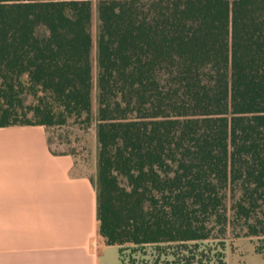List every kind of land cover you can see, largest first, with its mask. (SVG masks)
Wrapping results in <instances>:
<instances>
[{"label":"trees","instance_id":"trees-1","mask_svg":"<svg viewBox=\"0 0 264 264\" xmlns=\"http://www.w3.org/2000/svg\"><path fill=\"white\" fill-rule=\"evenodd\" d=\"M97 19L99 236L155 264H226L228 230L264 244V0ZM91 26L92 0H0V127L89 131Z\"/></svg>","mask_w":264,"mask_h":264},{"label":"crops","instance_id":"crops-1","mask_svg":"<svg viewBox=\"0 0 264 264\" xmlns=\"http://www.w3.org/2000/svg\"><path fill=\"white\" fill-rule=\"evenodd\" d=\"M92 116L83 155L54 153L44 126L0 127V264H120L98 233V99Z\"/></svg>","mask_w":264,"mask_h":264},{"label":"rangeland","instance_id":"rangeland-1","mask_svg":"<svg viewBox=\"0 0 264 264\" xmlns=\"http://www.w3.org/2000/svg\"><path fill=\"white\" fill-rule=\"evenodd\" d=\"M97 4L98 0H92V51H91V99H97V90H94L97 78V66L95 61L96 50L94 47L96 29L98 31L97 19ZM97 60V57H96ZM32 99L27 98L26 104ZM29 119V114L27 115ZM96 130L95 117L92 116L91 126L87 133L78 129L77 126L67 124L64 127H54L48 129V139L50 147L55 152H70L75 151L79 155H83L84 150L80 147L83 144L89 143L91 135ZM262 238L255 237H236L231 232L227 231L225 236V261L226 264H264V244ZM119 259L120 264H155L153 251L150 248L141 249L136 246L126 244L120 247ZM114 252L115 250H111ZM171 259V258H169ZM160 264V263H159Z\"/></svg>","mask_w":264,"mask_h":264}]
</instances>
